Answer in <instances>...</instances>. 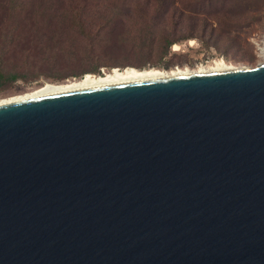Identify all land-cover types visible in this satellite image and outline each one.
<instances>
[{
	"label": "water",
	"instance_id": "95a60500",
	"mask_svg": "<svg viewBox=\"0 0 264 264\" xmlns=\"http://www.w3.org/2000/svg\"><path fill=\"white\" fill-rule=\"evenodd\" d=\"M262 54L0 102V264H264Z\"/></svg>",
	"mask_w": 264,
	"mask_h": 264
},
{
	"label": "rangeland",
	"instance_id": "374dc122",
	"mask_svg": "<svg viewBox=\"0 0 264 264\" xmlns=\"http://www.w3.org/2000/svg\"><path fill=\"white\" fill-rule=\"evenodd\" d=\"M264 0H0V98L115 67L263 62Z\"/></svg>",
	"mask_w": 264,
	"mask_h": 264
},
{
	"label": "bare ground",
	"instance_id": "6f19581e",
	"mask_svg": "<svg viewBox=\"0 0 264 264\" xmlns=\"http://www.w3.org/2000/svg\"><path fill=\"white\" fill-rule=\"evenodd\" d=\"M233 68L235 67L224 65L222 62H216L215 65L213 66H210L208 68H201L195 71H191L188 69H180V68L171 71H162L160 69L153 67L144 68V69H138L135 67H124V68L115 67L109 71L104 70L102 74L87 73L80 79L72 78L63 82H45L41 86L33 88L32 90L24 94L15 95L8 98H0V102L109 81V80L212 72V71H222Z\"/></svg>",
	"mask_w": 264,
	"mask_h": 264
},
{
	"label": "trees",
	"instance_id": "16d2710c",
	"mask_svg": "<svg viewBox=\"0 0 264 264\" xmlns=\"http://www.w3.org/2000/svg\"><path fill=\"white\" fill-rule=\"evenodd\" d=\"M96 74V73H95ZM100 74V73H99Z\"/></svg>",
	"mask_w": 264,
	"mask_h": 264
}]
</instances>
